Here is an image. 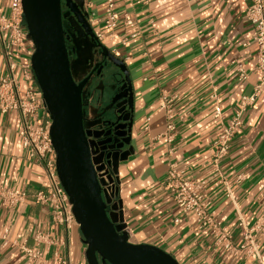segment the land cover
Masks as SVG:
<instances>
[{
	"label": "crops",
	"instance_id": "1",
	"mask_svg": "<svg viewBox=\"0 0 264 264\" xmlns=\"http://www.w3.org/2000/svg\"><path fill=\"white\" fill-rule=\"evenodd\" d=\"M76 1L96 35L106 36L100 42L126 62L133 83L135 150L113 172L130 241L157 245L180 264H256L254 256L228 251L211 227L199 228L195 214H182L165 185L172 166L202 183L210 213L228 227L235 245L243 237L238 218L254 223L264 211V86L257 108L247 107L243 124L221 161L235 199L227 195L212 165L219 132L213 95H218L228 122L261 77L256 68V45H243L252 34L246 2L114 0L121 19L128 13L132 23L125 25L121 20L113 30L105 23L108 0ZM9 5L5 0L3 10ZM113 31L115 39L109 37ZM236 63L248 71L246 80L238 79ZM5 69L0 46V75ZM75 76L79 78V73ZM164 93L173 98L172 141L166 136V112L160 109ZM239 175H243L240 180ZM0 185L28 194L13 209L0 201V264H34L20 247L3 245L6 230L11 239L27 247L36 246V232L47 231L53 243L41 245L45 258L67 254L72 264H88L79 224L74 222L67 231L54 223L50 207L35 199V193L46 187V178L43 167L28 157L17 111L0 110ZM176 217L182 218L180 223L174 222ZM260 250L264 254V235Z\"/></svg>",
	"mask_w": 264,
	"mask_h": 264
},
{
	"label": "built area",
	"instance_id": "2",
	"mask_svg": "<svg viewBox=\"0 0 264 264\" xmlns=\"http://www.w3.org/2000/svg\"><path fill=\"white\" fill-rule=\"evenodd\" d=\"M5 0H0V46L6 63V69L0 75V110L3 113L17 111L22 123L23 145L27 149L28 157L37 165L43 167L46 187L35 193L38 203L50 207L54 223L63 226L67 231L76 222L72 211L70 198L65 191L57 169V154L51 136L53 120L44 101L43 91L35 77L32 66L34 48L28 40V28L25 20L22 0H9L8 10H3ZM247 4L246 17L252 26L251 40L243 43L244 46L256 45V68L261 72L259 83L250 95H244L240 108L225 122L218 95L214 94L217 105L214 116L219 120L218 136L215 141L217 150L213 157V168L223 180L227 195L235 199L232 186L228 183L221 169V161L228 155L231 142L238 129L243 124V114L248 106L257 108V98L264 86V0H243ZM123 21L125 25L132 23L131 16L124 13L121 19L114 0H108L105 9V23L113 30ZM106 36L98 34L102 41ZM111 39L116 38L115 32L109 34ZM126 42V39L123 40ZM236 72L239 80L248 78V71L243 64L236 63ZM173 98L164 93L161 96L160 109L166 112L167 140L172 141V131L175 129V117L172 108ZM171 152V151H170ZM103 168L98 171V177L105 180L103 188L110 194L115 192L117 184L109 181V171L105 163L100 162ZM243 175L238 176L240 180ZM166 188L172 193L176 206L182 214H195L199 228L211 227L217 241L235 255L254 256L256 264H264V254L260 250L261 236L264 235V211L254 223L240 216L238 227L242 231V242L235 245L229 229L210 211V202L204 198L202 183H196L188 178L185 170L172 166L165 178ZM28 194L25 190L0 185V201L5 208H15L26 201ZM181 217L174 222L180 223ZM10 231L2 236L3 245L18 246L34 264H72L70 256L56 253L53 258H45L41 249L42 244L53 243L47 231H38L34 235L36 246L27 247L11 239Z\"/></svg>",
	"mask_w": 264,
	"mask_h": 264
},
{
	"label": "water",
	"instance_id": "3",
	"mask_svg": "<svg viewBox=\"0 0 264 264\" xmlns=\"http://www.w3.org/2000/svg\"><path fill=\"white\" fill-rule=\"evenodd\" d=\"M22 3L28 40L34 48L33 71L53 120L51 136L58 173L87 245L88 264H180L172 254L157 245L130 241L123 223L122 203L117 199L118 188L109 194L103 188L105 180L98 177V171L103 168L98 165L100 162L107 160L114 172L119 162L126 160L135 150L132 146L134 89L126 62L99 42L78 1L22 0ZM69 16L98 42L105 59L125 75L121 87L124 91L116 99L124 98L121 103H129L131 113L115 121L111 117H101L105 131L101 135H96L85 125L87 113L83 88L90 77L78 81L73 73L67 45L71 37L64 26ZM123 111L127 112V105ZM105 126L113 128L106 131ZM91 138L101 140L99 143L104 150L101 154H97ZM114 180L111 174L109 181Z\"/></svg>",
	"mask_w": 264,
	"mask_h": 264
},
{
	"label": "flooded vegetation",
	"instance_id": "4",
	"mask_svg": "<svg viewBox=\"0 0 264 264\" xmlns=\"http://www.w3.org/2000/svg\"><path fill=\"white\" fill-rule=\"evenodd\" d=\"M64 26L71 37L67 41V45L70 51L73 73L75 75L79 73L78 81L90 77L83 88L84 108L87 113L85 125L95 131L96 135H101L105 132L103 131L104 126L101 124V117H111L115 121L131 113L129 103H121L124 98L116 99L124 91L121 87L125 83V75L107 58L105 59L98 42L91 39L74 18L69 16L68 20L64 22ZM97 65L98 67H96ZM128 93L126 91V94ZM125 105H127L128 113L123 111ZM119 123L124 122L119 120ZM112 128L105 126L106 131ZM100 141L91 138L92 146L95 147L98 155L104 151L101 149L103 145L99 143ZM106 161L103 163L107 165L109 175H111L113 168Z\"/></svg>",
	"mask_w": 264,
	"mask_h": 264
}]
</instances>
